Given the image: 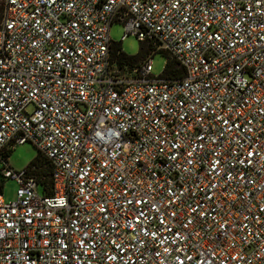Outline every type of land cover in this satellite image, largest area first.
<instances>
[{
	"label": "built area",
	"instance_id": "2783aa9c",
	"mask_svg": "<svg viewBox=\"0 0 264 264\" xmlns=\"http://www.w3.org/2000/svg\"><path fill=\"white\" fill-rule=\"evenodd\" d=\"M114 22L183 77L113 61ZM0 160V264H264V0H4Z\"/></svg>",
	"mask_w": 264,
	"mask_h": 264
},
{
	"label": "rangeland",
	"instance_id": "374dc122",
	"mask_svg": "<svg viewBox=\"0 0 264 264\" xmlns=\"http://www.w3.org/2000/svg\"><path fill=\"white\" fill-rule=\"evenodd\" d=\"M4 0H0V15L3 12ZM125 35V28L121 22H114L110 28V37L114 43L120 48L122 55L126 57L136 58L133 66L146 57H150L153 60V74H162L169 61V56L164 51L153 52V49H149V45L146 42L140 41L136 36L129 35L123 42L122 37ZM150 51H147V50ZM114 61V60H113ZM116 62V61H115ZM129 65V64H127ZM39 149L32 143L27 142L24 144H16L14 149L8 153L9 164L15 170H23L27 168L33 160L39 155ZM1 163V160H0ZM3 184V193L7 201L14 200L16 198L18 185L16 181L11 179H3L0 171V184ZM41 195L43 192L39 189ZM1 193V188H0Z\"/></svg>",
	"mask_w": 264,
	"mask_h": 264
},
{
	"label": "trees",
	"instance_id": "16d2710c",
	"mask_svg": "<svg viewBox=\"0 0 264 264\" xmlns=\"http://www.w3.org/2000/svg\"><path fill=\"white\" fill-rule=\"evenodd\" d=\"M149 49H152L150 45H149ZM149 49L147 51H150ZM111 57L112 60L116 61L121 66L124 64H129L130 66H133V63L136 59L122 55V53L120 52V48L119 46L116 45V43H113L112 45ZM164 73L167 76L174 78L183 77L184 75L183 69L179 67V65L175 60L170 58ZM27 168L32 175L38 178L40 183V189L42 190L43 195L51 194L52 165L51 162L47 159V157H45L41 152H39V155L36 157L35 160L32 161V163Z\"/></svg>",
	"mask_w": 264,
	"mask_h": 264
},
{
	"label": "snow or ice",
	"instance_id": "6c2138e0",
	"mask_svg": "<svg viewBox=\"0 0 264 264\" xmlns=\"http://www.w3.org/2000/svg\"><path fill=\"white\" fill-rule=\"evenodd\" d=\"M178 2H179V0H178ZM173 6H175V5H173ZM189 155H191V153H189ZM138 219V218H137Z\"/></svg>",
	"mask_w": 264,
	"mask_h": 264
}]
</instances>
